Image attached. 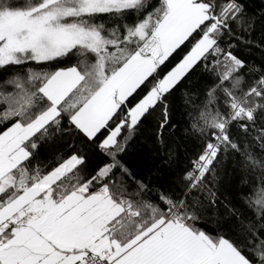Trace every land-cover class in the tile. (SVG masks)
<instances>
[{"label": "snow or ice", "instance_id": "snow-or-ice-1", "mask_svg": "<svg viewBox=\"0 0 264 264\" xmlns=\"http://www.w3.org/2000/svg\"><path fill=\"white\" fill-rule=\"evenodd\" d=\"M0 264H264V0H0Z\"/></svg>", "mask_w": 264, "mask_h": 264}, {"label": "trees", "instance_id": "trees-1", "mask_svg": "<svg viewBox=\"0 0 264 264\" xmlns=\"http://www.w3.org/2000/svg\"><path fill=\"white\" fill-rule=\"evenodd\" d=\"M25 2H26V0H25ZM145 162H147V161L145 160Z\"/></svg>", "mask_w": 264, "mask_h": 264}]
</instances>
